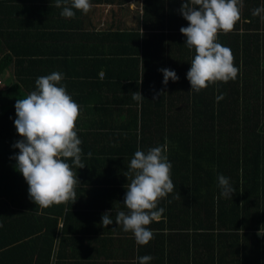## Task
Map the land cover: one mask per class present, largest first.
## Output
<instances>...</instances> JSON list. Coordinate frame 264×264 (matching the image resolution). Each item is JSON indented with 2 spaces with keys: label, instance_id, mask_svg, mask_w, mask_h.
Returning a JSON list of instances; mask_svg holds the SVG:
<instances>
[{
  "label": "trees",
  "instance_id": "1",
  "mask_svg": "<svg viewBox=\"0 0 264 264\" xmlns=\"http://www.w3.org/2000/svg\"><path fill=\"white\" fill-rule=\"evenodd\" d=\"M173 1L176 2L175 9L170 14L176 15L179 27L167 28V32L160 29V43L146 39L142 49L146 99L141 104L140 114L126 120L122 129L152 147L163 145L167 138L168 159L176 171L171 178L174 184L177 179V185L176 192L170 193L167 201H161L158 207L165 209L168 218H177L179 229H185L186 224L189 226L190 220L193 225L191 242L189 234L187 244L186 234L179 236L177 257L171 258V264H264V234L257 235L260 229L264 231V151L260 150L261 144L257 140L251 139V133L258 139L264 135V120L260 122L258 109L251 103L244 101V106H239V91L233 85L191 91L187 72L195 50L186 47V37L180 32L181 27L188 26V22L180 25L181 18L184 20L180 13L184 0H169L172 7ZM2 5L0 3V11ZM259 17L252 15L245 2L241 19L233 31L218 34V42L232 50L235 66L246 67L243 78L250 72L248 66H258L254 54L250 55L252 47L247 43L254 36L250 33L251 28H254V34L264 31ZM11 29L15 27L0 24V218L3 227L11 223L21 228V239L32 232L41 234L45 227L43 236L47 237L43 239H48L51 247L56 234V217L66 215L67 210L62 204L40 208L30 199L28 184L17 170L14 159L19 149L12 147L22 139L14 126L16 100L36 90L38 77L51 73L44 69L45 61L38 58L32 46L28 47L25 41H13L17 36L11 34ZM239 30L243 32L240 34ZM239 34L246 42L242 49L236 42ZM138 50V47L125 48L122 52L127 57L133 51L137 54ZM175 52L176 55L182 53L180 67L170 69L166 63ZM131 61L138 63L137 58ZM57 64L61 66V63ZM125 64L128 69L129 62L124 60L123 66ZM135 64L133 67L136 68ZM77 65L83 66L82 62ZM101 66L106 68L105 64L97 65L98 68ZM164 67L174 70L179 79L175 82L169 79L167 85L161 80L153 84L151 80L156 76L164 79L159 71ZM57 69L56 72L64 74L62 84L66 85L73 100L76 102L75 97L83 99L78 103L82 118L78 119L77 127L82 126L86 132L104 131L105 128L99 127V121L85 120L87 116H97L87 105L93 95V90H87L89 83L69 74L65 68ZM129 74L132 78L138 76L137 71ZM70 84H77L76 94L72 87H67ZM221 94L224 98L217 101L216 97ZM78 135L85 139L84 145L90 140V134L80 129ZM98 138L101 139L100 136L93 139ZM87 146L83 153L85 159L82 158L85 163L94 157L88 156L90 149ZM218 175L229 178L235 189L232 198L221 195ZM38 239L41 244V237Z\"/></svg>",
  "mask_w": 264,
  "mask_h": 264
},
{
  "label": "crops",
  "instance_id": "2",
  "mask_svg": "<svg viewBox=\"0 0 264 264\" xmlns=\"http://www.w3.org/2000/svg\"><path fill=\"white\" fill-rule=\"evenodd\" d=\"M245 2L251 12L256 8H264V0H242L241 12L245 9ZM0 3L3 4L0 11L1 26L15 27L10 30L11 34L17 36L13 41H25L28 47L32 46L38 58L45 61L43 65L47 72L49 70L52 73L62 67L69 74L89 83L87 90H93V95L87 105L97 116H87L85 120L91 118L93 122L99 121V127L105 128L100 132H86L82 126L79 127L83 133L90 134V140L85 145H88L96 160H92L93 157L86 163L82 161L88 168L77 169L73 166L80 181L75 189L77 200L74 204L71 201L62 204L67 210L66 215L56 217V234L51 247L48 239H43L47 237L43 236L45 227L41 234L32 232L21 239V228L11 223L3 227L1 217L0 264H138L137 257L144 255L153 257L150 264H171V258L177 257L179 236L186 234L187 244L189 234L191 242L192 220L189 226L186 224L185 229L180 227V230L177 218H168L164 212L158 222L149 225L154 232V239L148 245L140 246L131 232L123 231V227L116 224L115 218L119 211L128 212L123 201L132 178L129 168L135 151L138 147L143 151L152 148L135 138L132 132L122 129L126 120L140 114L143 101L133 100L132 93L140 91L146 99L142 49L146 39L155 44L160 43V29L167 32V28L179 27L176 15L170 14L176 2L173 1L172 7L169 0H91L92 8L87 14L73 9L74 18L63 17L62 7L55 6L56 0H0ZM258 16L262 26L263 12ZM180 21V25L188 22L182 18ZM242 32L239 30L240 34ZM250 33L254 36L247 44L252 47L250 55L254 54L258 66H248L250 72L243 78L246 67L239 64L235 80L217 82L208 87L215 90L221 85H233L239 91V106H244V101L251 103L258 109L257 116L261 122L264 120V31L254 34L255 30L251 28ZM240 34L236 42L242 49L246 42ZM135 47L139 48V52H131L127 56L129 60L126 59L122 50ZM176 54L169 57L166 63L170 69L180 67L178 63L182 53ZM136 58L137 64L131 61ZM124 60L129 62L128 69L126 64L123 66ZM81 62L83 66L77 65ZM99 64H105L106 68H98ZM127 70L129 73L137 71V78H132ZM160 80L163 81L160 76H156L151 82L156 84L157 81L158 84ZM67 87H72L71 90L76 94L77 84ZM75 100L77 103L83 101L76 97ZM81 118L80 115L79 120ZM251 135V139L257 140L261 144L260 150L264 151V135L259 139L253 133ZM97 136L101 139H93ZM79 137L84 153L85 139L81 135ZM250 148H253L251 143ZM82 158L85 159V154ZM174 173L176 171L172 167L171 175ZM168 197L161 201L166 202ZM105 212H109L113 219L107 228L101 223ZM51 218L54 220V215ZM257 235L261 237L262 233L257 231ZM39 237L41 244L38 243Z\"/></svg>",
  "mask_w": 264,
  "mask_h": 264
},
{
  "label": "clouds",
  "instance_id": "3",
  "mask_svg": "<svg viewBox=\"0 0 264 264\" xmlns=\"http://www.w3.org/2000/svg\"><path fill=\"white\" fill-rule=\"evenodd\" d=\"M55 6L62 7L63 17L74 18L73 9L87 14L92 3L91 0H56ZM242 6V0H184L182 3L180 13L189 23L181 27L180 32L186 37V47L195 50L187 72L191 91L200 92L210 84L237 78L239 68L234 64V54L218 42V34L233 31L241 19ZM261 12L264 8H256L252 15L258 16ZM159 71L163 73L165 85L169 79L174 82L179 79L174 70L162 68ZM63 80L64 74L56 71L40 76L35 81L36 90L15 103L14 126L22 138L12 145L19 149L14 156L16 168L28 184L30 199L40 208L70 201L74 204L75 189L80 181L73 166L77 169L86 166L82 162V140L77 127L82 109L62 84ZM144 98L140 91L132 93V99L137 102ZM223 98V94L216 97L217 101ZM167 152L165 138L163 145L147 151L138 147L130 161L132 178L123 201L128 212L119 211L115 222L123 231L131 232L140 246L154 239L149 225L160 220L165 209L158 205L175 190L171 178L173 166ZM217 179L221 195L232 198L235 189L229 178L218 175ZM101 223L104 228L113 223L109 212L102 214ZM260 232L264 234L261 229ZM152 259L150 255L137 257L138 264H150Z\"/></svg>",
  "mask_w": 264,
  "mask_h": 264
},
{
  "label": "built area",
  "instance_id": "4",
  "mask_svg": "<svg viewBox=\"0 0 264 264\" xmlns=\"http://www.w3.org/2000/svg\"><path fill=\"white\" fill-rule=\"evenodd\" d=\"M0 85H1V81H0Z\"/></svg>",
  "mask_w": 264,
  "mask_h": 264
}]
</instances>
